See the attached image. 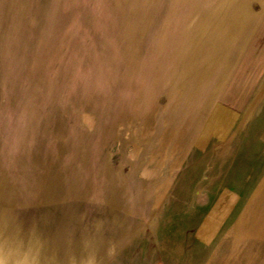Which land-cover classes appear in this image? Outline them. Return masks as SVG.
I'll list each match as a JSON object with an SVG mask.
<instances>
[{"label":"rangeland","instance_id":"rangeland-1","mask_svg":"<svg viewBox=\"0 0 264 264\" xmlns=\"http://www.w3.org/2000/svg\"><path fill=\"white\" fill-rule=\"evenodd\" d=\"M4 214L77 255L101 225L113 264H264V0H0Z\"/></svg>","mask_w":264,"mask_h":264},{"label":"clouds","instance_id":"clouds-1","mask_svg":"<svg viewBox=\"0 0 264 264\" xmlns=\"http://www.w3.org/2000/svg\"><path fill=\"white\" fill-rule=\"evenodd\" d=\"M102 243V226L97 225L82 234L79 255L70 240L62 252L50 249L35 226L26 230L15 217L0 215V264H105V258L113 264L119 255L117 245L109 243L101 255Z\"/></svg>","mask_w":264,"mask_h":264}]
</instances>
